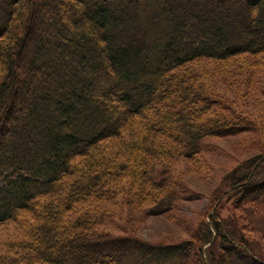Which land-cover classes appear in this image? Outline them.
<instances>
[{
  "label": "trees",
  "instance_id": "16d2710c",
  "mask_svg": "<svg viewBox=\"0 0 264 264\" xmlns=\"http://www.w3.org/2000/svg\"><path fill=\"white\" fill-rule=\"evenodd\" d=\"M260 54L264 0H0V225L24 212L34 220L20 253L0 264H193V253L194 264H235L217 259L219 241L264 264L219 210L199 232V249L100 233L89 214L67 216L117 197L121 180L135 199L153 201L151 213H169L177 191L154 176L161 156L150 136L193 159L207 138L249 129L213 115L221 103L184 68ZM136 120L146 132L124 142ZM106 142L122 143L127 158L105 155ZM263 164L264 154L220 204L232 193L264 203ZM43 198L52 202L40 206Z\"/></svg>",
  "mask_w": 264,
  "mask_h": 264
},
{
  "label": "rangeland",
  "instance_id": "374dc122",
  "mask_svg": "<svg viewBox=\"0 0 264 264\" xmlns=\"http://www.w3.org/2000/svg\"><path fill=\"white\" fill-rule=\"evenodd\" d=\"M184 70L193 74L195 82L221 103L214 108L213 115L238 118L247 123L249 129L226 137L207 138L201 152L193 159L179 151H170L178 147L172 139L163 135L150 136L154 142L152 146L161 156L154 162V176L165 181L166 188L177 191L172 210L167 214L151 213L153 201L135 199L130 195L129 181L121 180L117 197L86 202L67 216L75 218L89 214L85 216L91 218L93 228L100 233L138 238L152 244H176L187 240L193 244V249H199V232L202 233L212 213L219 210L232 227L264 252V203H246L235 193L225 197L221 204L218 200L224 189L247 176L255 160L264 154V54L239 55L226 61L202 58ZM144 128V124L136 120L121 139L140 141L138 136L146 132ZM100 148L107 156L117 154L119 158L124 156L123 159L128 156L121 154L124 147L120 142L115 146L106 142ZM249 159L252 162L247 163ZM259 171L262 172L259 179H264V164L257 173ZM51 202L52 199L43 198L39 204ZM33 225L32 213L25 212L18 219L0 225V256L18 255L20 247L17 246L27 239ZM213 249L221 263L230 260L235 264L236 261L237 264H252L250 260L231 254L233 251L226 250L220 241ZM193 254L190 261L194 264L197 258Z\"/></svg>",
  "mask_w": 264,
  "mask_h": 264
}]
</instances>
